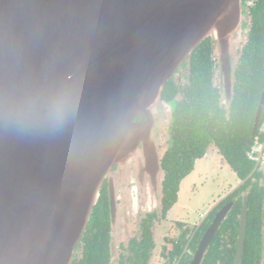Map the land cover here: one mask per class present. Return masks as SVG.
<instances>
[{
    "label": "water",
    "instance_id": "obj_1",
    "mask_svg": "<svg viewBox=\"0 0 264 264\" xmlns=\"http://www.w3.org/2000/svg\"><path fill=\"white\" fill-rule=\"evenodd\" d=\"M245 2L0 0V264H72L106 179L162 176L164 88L208 38L226 58Z\"/></svg>",
    "mask_w": 264,
    "mask_h": 264
},
{
    "label": "flooded vegetation",
    "instance_id": "obj_2",
    "mask_svg": "<svg viewBox=\"0 0 264 264\" xmlns=\"http://www.w3.org/2000/svg\"><path fill=\"white\" fill-rule=\"evenodd\" d=\"M247 3L251 10L256 0ZM246 42L230 48L226 58L211 38L195 49L211 53V77L202 82L210 89L203 96L187 90L195 76L189 72L190 62L186 72L180 68L167 82L163 100L170 118L158 140L163 173L160 193L155 199L151 189L140 187L136 179L125 180L116 190L106 179L101 204L93 210L72 264H192L203 237L222 213L213 241L198 264H236L244 214L240 264L255 247L249 231L258 216L262 242L258 257L259 264H264V75L259 93L253 95L252 67L247 60L249 75L242 83ZM210 159L231 180L222 182L206 216L199 221L182 217L188 208L182 209L185 183L195 174L205 179L200 184L220 176L219 171L203 168ZM203 186L209 189L207 183Z\"/></svg>",
    "mask_w": 264,
    "mask_h": 264
},
{
    "label": "trees",
    "instance_id": "obj_3",
    "mask_svg": "<svg viewBox=\"0 0 264 264\" xmlns=\"http://www.w3.org/2000/svg\"><path fill=\"white\" fill-rule=\"evenodd\" d=\"M247 1V0H246ZM248 18H249V26L250 31L248 34L247 42H246V50L244 57V62L240 79L243 84H246V80L248 78L249 72L247 67V60L250 61V65L252 67V94L254 95L256 91L259 93V90L261 88L262 84V75H264V67L262 64H264V0H256L255 6L250 10L248 7ZM211 53L210 51H205L202 48L195 51L191 56L190 61V68L189 72L195 74L194 77H192L191 86L188 87V91L190 89L194 92H197L199 95L203 96L206 90L210 89V86H202V82L206 81L208 78H210L212 69H211V62L210 57ZM208 56V59L206 57ZM200 62V63H199ZM202 62V63H201ZM189 64V63H188ZM183 72L187 71V66L185 69H182ZM202 73L206 79L201 76L198 73ZM174 85H172L173 87ZM174 88V87H173ZM163 99V94H162ZM164 101V100H163ZM165 103V102H164ZM254 106L252 105V108ZM255 108V107H254ZM246 174H243V177H245L248 174V171H245ZM177 179L180 178V176H176ZM101 201L96 206L97 208L100 206ZM95 210V207H94ZM255 212V206L253 207V210ZM253 212V214H254ZM257 212V211H256ZM252 214V216H253ZM260 218L257 217L256 220L252 221L250 225V239L255 242V247L251 249V252L244 257V264H259V254L262 247V242L260 239V236L258 235V232L260 231ZM246 259V262H245Z\"/></svg>",
    "mask_w": 264,
    "mask_h": 264
},
{
    "label": "rangeland",
    "instance_id": "obj_4",
    "mask_svg": "<svg viewBox=\"0 0 264 264\" xmlns=\"http://www.w3.org/2000/svg\"><path fill=\"white\" fill-rule=\"evenodd\" d=\"M248 1V0H247ZM247 1L245 2V7L243 9L244 12V16H243V24L241 27V34L239 36V38L236 39L235 44H243L244 41H246V39L248 38V34H249V18H248V3ZM211 163H206L204 162L202 165L203 168H206L205 166H207L208 168H210V172H213L214 170L219 171L220 176L218 178H214V180H212L211 178L208 179L207 182L201 183L200 181L203 182L205 181L204 178H198V176L195 174L194 178H196V181H192L193 179H191L188 183H185V186H183L182 188L184 189V197H182V209L184 207V205L188 208H186L187 210L190 209V211L188 212L187 210H183V212H185L186 214H184L182 217H188L189 219H197L199 221V217L201 215L206 216L207 212L209 211V207L211 204H213V202L215 201L213 196L216 194L218 188H220L224 182L225 179L231 180V178H226L227 177V173H223V169L220 167L218 168V164L214 163L215 160L210 159ZM127 173H129V169L125 170ZM134 170L132 169V171H130V176L128 177L127 180L130 181H134L136 179L138 185L140 187H145V188H149L151 189V193L153 194L152 197H154L156 199V197L158 196V193H160L161 190V186H162V179L163 176H159L156 180V182H152L149 179H143V178H139L138 176H136L134 173ZM213 175V174H211ZM205 183H207L209 185V189L206 190V188L203 186ZM196 185L197 187H194V189H192V186ZM117 186L114 187V189L117 190ZM200 188V189H199ZM196 189V190H195ZM184 200V201H183ZM193 208V209H192ZM188 214V215H187ZM115 219L116 221H118L119 216L118 214L115 215ZM186 219V218H184Z\"/></svg>",
    "mask_w": 264,
    "mask_h": 264
}]
</instances>
